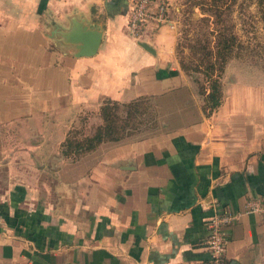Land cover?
<instances>
[{"label": "crops", "instance_id": "0c3cea01", "mask_svg": "<svg viewBox=\"0 0 264 264\" xmlns=\"http://www.w3.org/2000/svg\"><path fill=\"white\" fill-rule=\"evenodd\" d=\"M127 10L124 0H0V126L34 138L2 159L0 264H211L207 223L222 212L240 215L219 227V264H264V214L246 211L264 200L263 86L230 78L226 63L219 102L204 108L173 33L150 21L134 37ZM70 16L100 27L94 55L61 42ZM107 99H147L153 126L63 155L67 132L98 126Z\"/></svg>", "mask_w": 264, "mask_h": 264}, {"label": "rangeland", "instance_id": "374dc122", "mask_svg": "<svg viewBox=\"0 0 264 264\" xmlns=\"http://www.w3.org/2000/svg\"><path fill=\"white\" fill-rule=\"evenodd\" d=\"M69 1L62 0L63 3ZM75 1L79 0H73V2ZM124 1L129 9L127 10L129 18L130 8L136 0ZM161 2L165 8L164 21L154 23L156 26L163 25L165 29L173 33L174 55L177 62L181 59L187 66L194 65V62L197 61V58L201 54L200 50H195V47H198L197 41L199 40L200 42L198 43L203 44L204 38L211 39L210 31L214 27L213 22H211L212 18H208L207 20L203 18L205 14L202 13L198 4H194L196 0H150L151 11L155 13L156 5ZM228 12L226 18L231 26V32L236 38L232 52L226 60V63L229 64L230 78L237 77L240 80H246V83L254 84L257 87L261 85L264 88V19L260 16L255 0H236V2L229 6ZM71 13H73V10L71 12H67V10L62 12L64 24L67 22L66 16ZM46 14H52L51 5L47 7ZM51 23L49 18L46 25L50 26ZM133 36L137 37L138 35ZM181 71L186 75L195 76L198 89L200 85L207 86L202 73L194 72L190 69ZM114 112L116 116L115 120L113 119L114 125L119 130H123L125 135L136 134V136L141 137L153 126V112L148 108L147 99H138L125 104L118 103ZM99 117L101 119L100 113ZM102 123L101 119L99 125ZM5 129L8 133H4ZM94 129V125L92 127H79L73 130L72 136L74 135L76 139H81L84 135L93 133ZM23 138H26L27 141L34 139L30 136L22 135L21 127L18 123L13 122L5 128L0 126V191L6 185L4 179L7 172L2 159L3 157H7L9 152V156L15 153L20 155L18 151H15L16 148H12V146L19 144V141L23 140ZM3 144L8 147L3 149ZM3 211L4 209H0V216L3 214Z\"/></svg>", "mask_w": 264, "mask_h": 264}, {"label": "trees", "instance_id": "16d2710c", "mask_svg": "<svg viewBox=\"0 0 264 264\" xmlns=\"http://www.w3.org/2000/svg\"><path fill=\"white\" fill-rule=\"evenodd\" d=\"M236 0H196L194 4H198L205 14L203 18L206 20L212 18L214 27L210 31L211 39L204 38L203 44L195 47V50H200L201 54L194 62V65L187 66L180 59L178 64L181 70L190 69L194 72L203 74L204 82L207 86L200 85L199 93L204 95V108H214L220 98V78L223 72L226 60L228 59L235 45L236 38L231 32V26L228 23L226 15L231 4ZM260 16L264 19V0H255ZM209 34V33H208ZM208 88V92L204 93V88ZM117 102L104 100L99 108V113L103 123L96 126L93 133L84 135L81 139H76L69 130L62 142V154L65 156L77 157L78 155L92 150L98 143L103 140H117L125 134L123 130H119L114 125L115 112ZM114 119V120H113Z\"/></svg>", "mask_w": 264, "mask_h": 264}, {"label": "built area", "instance_id": "2783aa9c", "mask_svg": "<svg viewBox=\"0 0 264 264\" xmlns=\"http://www.w3.org/2000/svg\"><path fill=\"white\" fill-rule=\"evenodd\" d=\"M155 13L151 11L150 0H136L130 8V16L128 18V28L132 35H139L147 22L164 21V5L161 2L156 5ZM216 206V205H215ZM247 212L264 214V200L254 199L248 202ZM239 213H213L207 223V247L210 253L211 264H219L223 251V239L220 233V225L228 224L236 220ZM6 264H19L9 262Z\"/></svg>", "mask_w": 264, "mask_h": 264}, {"label": "water", "instance_id": "95a60500", "mask_svg": "<svg viewBox=\"0 0 264 264\" xmlns=\"http://www.w3.org/2000/svg\"><path fill=\"white\" fill-rule=\"evenodd\" d=\"M68 29L59 30L61 42L73 45L75 57L92 56L96 53L101 41L102 31L98 25H87L83 18L70 16ZM147 49V45L141 43Z\"/></svg>", "mask_w": 264, "mask_h": 264}]
</instances>
